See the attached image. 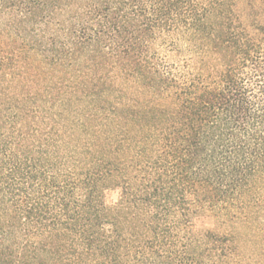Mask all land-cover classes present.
Masks as SVG:
<instances>
[{"label":"trees","instance_id":"1","mask_svg":"<svg viewBox=\"0 0 264 264\" xmlns=\"http://www.w3.org/2000/svg\"><path fill=\"white\" fill-rule=\"evenodd\" d=\"M0 264H264V0H0Z\"/></svg>","mask_w":264,"mask_h":264}]
</instances>
